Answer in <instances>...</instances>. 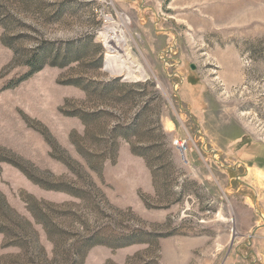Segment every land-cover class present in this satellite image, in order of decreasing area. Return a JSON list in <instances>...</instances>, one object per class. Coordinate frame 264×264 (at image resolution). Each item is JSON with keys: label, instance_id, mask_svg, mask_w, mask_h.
I'll list each match as a JSON object with an SVG mask.
<instances>
[{"label": "rangeland", "instance_id": "374dc122", "mask_svg": "<svg viewBox=\"0 0 264 264\" xmlns=\"http://www.w3.org/2000/svg\"><path fill=\"white\" fill-rule=\"evenodd\" d=\"M84 252L264 264V0H0V264Z\"/></svg>", "mask_w": 264, "mask_h": 264}, {"label": "bare ground", "instance_id": "6f19581e", "mask_svg": "<svg viewBox=\"0 0 264 264\" xmlns=\"http://www.w3.org/2000/svg\"><path fill=\"white\" fill-rule=\"evenodd\" d=\"M115 31L118 32V39L114 40V33ZM114 34V35H113ZM105 45L112 49V45L109 43L111 39H113L111 42H113L114 46L120 50H122L121 46L124 43V37L122 34V31L120 27L117 26V28L110 27L106 32H105ZM114 49V48H113ZM112 49V50H113ZM115 50V49H114ZM116 51V50H115ZM105 67L107 70L110 71L111 74L115 73H120L125 71V76L126 78H136V73L140 75H144V70L142 69L141 66L135 64L130 56L126 53H118L115 55H107L106 56V62H105Z\"/></svg>", "mask_w": 264, "mask_h": 264}, {"label": "trees", "instance_id": "16d2710c", "mask_svg": "<svg viewBox=\"0 0 264 264\" xmlns=\"http://www.w3.org/2000/svg\"><path fill=\"white\" fill-rule=\"evenodd\" d=\"M30 212H31V215H32L33 219L35 220V222H36V223H39V224H42V227H43L45 233L49 236L50 231L47 230V228H46V224H45V223L42 221V219L40 218V215L42 214L41 211H40V210H37V209H31ZM48 233H49V234H48ZM42 251H43V249L40 248V250H39V253H40V254H39V255H40L41 257H44V256L41 255V252H42ZM52 254H54V247H53V249H52ZM77 258H78V260H76V261L74 260L73 264H83V260H84V258H85V252L79 254V255L77 256Z\"/></svg>", "mask_w": 264, "mask_h": 264}, {"label": "water", "instance_id": "95a60500", "mask_svg": "<svg viewBox=\"0 0 264 264\" xmlns=\"http://www.w3.org/2000/svg\"><path fill=\"white\" fill-rule=\"evenodd\" d=\"M105 62H106V61H104V69H106V67H105ZM127 79H128V78H126L125 75L122 77V80H127Z\"/></svg>", "mask_w": 264, "mask_h": 264}, {"label": "built area", "instance_id": "2783aa9c", "mask_svg": "<svg viewBox=\"0 0 264 264\" xmlns=\"http://www.w3.org/2000/svg\"><path fill=\"white\" fill-rule=\"evenodd\" d=\"M177 145H178V146H182V145H184V144H183V141H177Z\"/></svg>", "mask_w": 264, "mask_h": 264}, {"label": "crops", "instance_id": "0c3cea01", "mask_svg": "<svg viewBox=\"0 0 264 264\" xmlns=\"http://www.w3.org/2000/svg\"><path fill=\"white\" fill-rule=\"evenodd\" d=\"M257 170H260V168L259 169L257 168Z\"/></svg>", "mask_w": 264, "mask_h": 264}]
</instances>
